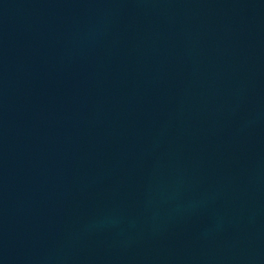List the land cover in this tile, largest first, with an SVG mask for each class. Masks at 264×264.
I'll use <instances>...</instances> for the list:
<instances>
[{"label":"water","instance_id":"1","mask_svg":"<svg viewBox=\"0 0 264 264\" xmlns=\"http://www.w3.org/2000/svg\"><path fill=\"white\" fill-rule=\"evenodd\" d=\"M0 264H264V0H0Z\"/></svg>","mask_w":264,"mask_h":264}]
</instances>
